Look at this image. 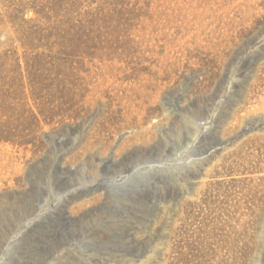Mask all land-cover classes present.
Returning <instances> with one entry per match:
<instances>
[{
  "label": "rangeland",
  "instance_id": "rangeland-1",
  "mask_svg": "<svg viewBox=\"0 0 264 264\" xmlns=\"http://www.w3.org/2000/svg\"><path fill=\"white\" fill-rule=\"evenodd\" d=\"M65 1L0 0V264H264V0Z\"/></svg>",
  "mask_w": 264,
  "mask_h": 264
},
{
  "label": "trees",
  "instance_id": "trees-1",
  "mask_svg": "<svg viewBox=\"0 0 264 264\" xmlns=\"http://www.w3.org/2000/svg\"><path fill=\"white\" fill-rule=\"evenodd\" d=\"M65 2L69 3L68 8L70 9V13L72 11H77L80 7V0H66ZM54 9L57 11L59 8ZM35 13L43 16V12L39 10H35ZM55 31L57 32H54L56 41L64 52L71 56L87 54V11L84 12L82 17H78L77 15L74 16L71 13L66 20V24L64 26H57ZM49 35H52V33ZM35 58L38 59L39 56ZM24 63L25 66L28 67L30 62L25 58ZM36 63H38V61H36ZM16 65H20L18 60L16 61Z\"/></svg>",
  "mask_w": 264,
  "mask_h": 264
}]
</instances>
